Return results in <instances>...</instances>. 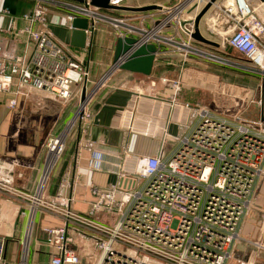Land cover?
I'll list each match as a JSON object with an SVG mask.
<instances>
[{"label": "built area", "instance_id": "2783aa9c", "mask_svg": "<svg viewBox=\"0 0 264 264\" xmlns=\"http://www.w3.org/2000/svg\"><path fill=\"white\" fill-rule=\"evenodd\" d=\"M31 1L32 11L22 16L26 26L16 33L28 38L30 54L7 59L0 45V94L12 96L11 108L18 106L21 97L34 92L45 93L65 104L81 100L83 90L92 83L83 60L62 46L49 31L35 28L45 22L49 5L66 11V27L71 31L75 30L77 18L87 20L85 49L94 33L109 28L116 39L133 38L138 41L137 46L153 44L159 52L166 45L187 55L192 53L218 64L233 65L194 45V40L180 28L179 19H195L211 0H183L165 11L139 17L109 14L115 10L92 6L91 0ZM129 1L109 0V3L127 8ZM246 1L249 8L241 5L243 0H228L223 6H218V0L211 9L218 6L226 21L223 48L230 47L264 72V19ZM168 29L172 35L165 34ZM117 70L111 68L99 85ZM167 83L174 96L169 102L171 110L161 132L158 153L137 156L125 151L105 160L102 152L94 150L92 161L96 169L101 170L104 162L115 167L118 178L106 189L90 187L93 201L87 213L73 211L70 208L73 199L62 195L49 199L45 194L49 175L65 153L64 133L47 139L48 163L33 193L15 187L8 177H0V193L21 203L20 214L27 221L21 264H27L38 213H49L62 221L61 225L44 229L46 245L51 249L49 264H79L78 239L93 243V264L228 263L264 173V124L241 117H219L204 107L181 103L176 99L180 83ZM177 109L180 113L193 111V121L175 119ZM91 117L85 105L73 125ZM174 121L185 132L176 137L177 146L166 157V146L172 138L168 125ZM69 186V182L61 185L60 192H66ZM104 214L117 215L118 219L114 224L103 223L99 218ZM7 247L8 239L0 237V264L7 263Z\"/></svg>", "mask_w": 264, "mask_h": 264}, {"label": "crops", "instance_id": "0c3cea01", "mask_svg": "<svg viewBox=\"0 0 264 264\" xmlns=\"http://www.w3.org/2000/svg\"><path fill=\"white\" fill-rule=\"evenodd\" d=\"M227 1L219 0L218 6ZM248 1L255 9L256 0ZM33 5L31 0H0V45L7 59L30 54L28 38L18 37L16 33L26 26L22 16L32 11ZM149 5L172 7L154 2L139 4L135 8ZM218 6L202 19L200 31L205 38L219 44V47L200 43L198 46L233 65L218 64L205 57L192 53L187 55L162 46L156 54L151 76L118 69L101 85L99 81L113 65L118 39L107 28L103 32L94 33L88 39L86 49L75 48L71 45L73 31L66 27V20L58 14L48 13L45 22L35 28L49 31L62 46L69 48L78 59L86 63L92 81L86 89L89 97L86 111L92 117L84 122L77 121V125L69 128L78 112H74L79 106L75 104L77 99L65 104L45 93L34 92L21 97L18 106L11 108L12 96L0 94V177H8L15 187L33 193L48 163L45 148L47 139L64 132L67 135L65 153L49 175L45 194L49 199L60 195L73 199L70 208L78 213H87L93 201L90 187L106 189L115 184L118 178L114 172L115 167L104 162L101 170L96 169L92 161L94 150L102 152L105 160H111L110 155H121L125 151L137 156H155L158 153L162 142L161 132L171 110L169 102L174 96L167 82L180 83L176 99L181 103L204 107L219 117H241L264 124V72H254L256 75H252L251 71L245 72L246 59L230 47L223 48L227 25ZM48 7L59 14L66 12L59 7ZM152 12H133V17ZM262 41L264 44V36ZM174 115L175 119L179 117L181 121H193L195 113H180L177 109ZM184 132L176 121L168 125V133L172 138L166 146V157L177 146L176 137ZM134 164L133 161L131 167ZM50 168L48 166L46 173ZM67 182L70 186L66 192H60L61 185ZM21 207V203L0 193V225L5 230L11 228L20 234L16 248L9 247L13 239L1 236L8 239L7 249L12 253L9 257L11 261L7 259L6 264H21L22 261H18L16 254L17 250H23L27 225L26 218L21 217ZM40 214L50 215L49 218L55 221L52 226L62 224L59 218L49 213ZM35 221L28 252L34 247L39 256L38 264H41L45 257L50 258L51 249L46 245L44 229L52 226H40L37 231ZM36 231L37 234L40 231L41 238L35 240ZM82 245L83 248L94 249L91 241L78 239V251ZM227 264H264V173L254 191L250 209L241 225L239 239L233 245Z\"/></svg>", "mask_w": 264, "mask_h": 264}, {"label": "water", "instance_id": "95a60500", "mask_svg": "<svg viewBox=\"0 0 264 264\" xmlns=\"http://www.w3.org/2000/svg\"><path fill=\"white\" fill-rule=\"evenodd\" d=\"M77 2H82V0H72ZM218 0H211L197 15L195 19L186 20L179 19V25L181 30L187 35L190 36L197 43L219 47V44L205 38L200 31V23L202 19L208 14L211 10L212 6ZM264 4V0H260ZM91 5L104 9V10H128L132 12H148V11H165L166 8L159 5H149L144 7H136V8H119L110 5L109 0H91ZM75 30L72 34L71 45L75 48L83 49L86 46V33L85 30L88 27V22L86 19L77 18L73 24ZM189 26H193L194 29H189ZM137 40L133 38L122 39L119 38L116 43L115 51H114V59L113 65L111 68L119 69L122 71L131 72L134 74L143 75L149 77L153 73V68L155 64L156 54L158 53L157 46L153 44L149 45H139L137 46ZM127 56L123 61V57ZM111 70V69H110ZM88 101V96L86 93V89L83 90L81 97V104L76 113L75 117L72 119L69 128L74 124L76 118L79 115L83 114L85 105Z\"/></svg>", "mask_w": 264, "mask_h": 264}, {"label": "rangeland", "instance_id": "374dc122", "mask_svg": "<svg viewBox=\"0 0 264 264\" xmlns=\"http://www.w3.org/2000/svg\"><path fill=\"white\" fill-rule=\"evenodd\" d=\"M56 1H66V0H56ZM181 1L183 0H131L127 3V8H135V6L139 5V4H143V3H152L154 4V2H160L161 4L163 5H166V6H175L177 4H179ZM256 8H255V12L256 14L261 17L262 19H264V4L260 2V0H256ZM49 13H52L54 15L58 14L60 15V17H62V19H66V12L64 13H57L55 12L52 8H49ZM109 14H112V15H117V16H131L133 15L134 13L133 12H129L128 10L126 11H122V10H115V11H109ZM165 34H171L172 35V31L170 29H168ZM184 39L187 38L186 35H183ZM194 45H198V43L196 41H194ZM165 48H171V47H168L165 45ZM172 49V48H171ZM246 67L244 68L245 69V72L247 71H251L252 75H256L258 73H260V71L258 70V68H255L253 64H251L247 59H246V64H244ZM241 69L239 70L240 72L242 71V66H240ZM238 70H236L237 72ZM254 72H257L256 74H254ZM112 73V72H111ZM78 102V103H77ZM77 102L75 104H79L80 106V100L77 99ZM79 106L76 107V111H74L75 113L77 112V110L79 109ZM75 125H77V123H75ZM66 132V131H65ZM64 133V132H63ZM61 133H59V135H61ZM50 215H42V214H38L37 215V218H36V230L38 231L39 227L42 226H52L53 225V220H51L49 218ZM118 219V216L117 215H108V214H104L102 217L99 218V221L101 222H105V223H115L116 220ZM37 231L34 235V238L35 240L38 239V238H41V233L39 231V233L37 234ZM15 231L11 228H8L5 230V228H2L1 225H0V237L3 235V236H7V237H10L11 239H13L12 243L9 245V247L11 248L12 246L14 248L17 247L18 243H19V236L20 234L15 236ZM21 236H23V233H21ZM38 236V237H37ZM81 241V240H80ZM84 246L82 245L81 247H79V253H82V255L80 254V263L79 264H93L94 263V258H91V256H94V250L93 249H87V248H83ZM16 251V250H14ZM11 251H8L7 252V259L9 261H11L9 259V257L11 256ZM19 260L20 261L22 259V254H23V250H17L16 252ZM15 254V255H16ZM13 257V256H12ZM28 262L29 264H38L39 263V256L36 255V251H35V248L32 247L30 249V252H29V256H28ZM43 257V255H42ZM45 261L43 262H40L41 264H49V258L48 257H45L44 259ZM25 263V262H24ZM26 264V263H25Z\"/></svg>", "mask_w": 264, "mask_h": 264}, {"label": "bare ground", "instance_id": "6f19581e", "mask_svg": "<svg viewBox=\"0 0 264 264\" xmlns=\"http://www.w3.org/2000/svg\"><path fill=\"white\" fill-rule=\"evenodd\" d=\"M241 5L244 7V8H246V7H248L249 8V6H248V3L245 1V0H243V2H241ZM252 8V7H251ZM111 73V72H110ZM108 76H110L109 74H108ZM107 76V77H108ZM107 77H106V79H107ZM49 167H51L50 165H49ZM28 238H27V242H26V250H25V254H27V247H28V240H29V236H27Z\"/></svg>", "mask_w": 264, "mask_h": 264}]
</instances>
